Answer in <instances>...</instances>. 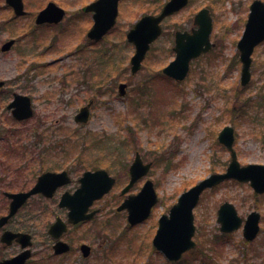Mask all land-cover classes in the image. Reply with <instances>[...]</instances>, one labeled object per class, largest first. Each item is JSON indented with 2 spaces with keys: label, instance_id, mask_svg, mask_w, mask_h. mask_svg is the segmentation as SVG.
<instances>
[{
  "label": "rangeland",
  "instance_id": "rangeland-1",
  "mask_svg": "<svg viewBox=\"0 0 264 264\" xmlns=\"http://www.w3.org/2000/svg\"><path fill=\"white\" fill-rule=\"evenodd\" d=\"M25 1L28 14L11 21L12 9L0 0V79L7 80L0 93V159L9 165L2 171L0 162V215L8 211L3 191L31 187L40 172L68 167L78 179L86 169L100 167L118 178L99 201L107 209L85 224L83 233L96 245L97 258L106 251L101 264H264V193L237 179L202 193L194 210L197 246L179 262L151 250L155 219L184 190L226 170L230 152L218 140L225 125L236 128L235 148L242 165L264 163V41L253 52L252 78L246 86L240 84L237 48L253 0H190L165 19L163 34L134 75L130 62L135 46L127 32L144 14L158 13L166 0H121L115 27L98 43L85 38L93 20L82 11L94 0H55L66 9L65 19L57 26L40 27L35 15L50 0ZM202 7L212 11L215 46L194 59L188 76L177 81L162 71L175 57L174 31L194 27V15ZM12 37L16 44L2 52L1 45ZM121 82L129 84L125 96L119 95ZM15 92L32 97L33 118L12 119L7 104ZM91 98L95 102L89 122L77 123L75 114ZM137 150L154 162L149 176L160 201L152 219L133 227L127 210L118 211L117 206ZM38 198L20 211L10 228L32 225ZM224 201L234 203L244 218L253 210L261 212L254 240L244 238L242 227L229 234L220 230L218 208ZM43 208L64 212L53 200L44 199ZM54 218L44 214L36 224H42L46 234L45 223ZM40 238L44 236L35 237L36 245ZM18 250V245L4 248L0 241V259ZM73 254L62 263L78 264Z\"/></svg>",
  "mask_w": 264,
  "mask_h": 264
},
{
  "label": "water",
  "instance_id": "water-1",
  "mask_svg": "<svg viewBox=\"0 0 264 264\" xmlns=\"http://www.w3.org/2000/svg\"><path fill=\"white\" fill-rule=\"evenodd\" d=\"M10 4L16 14L25 13L23 0H6ZM189 0H168L159 14H146L142 16L131 28L127 34L128 40L136 46V51L131 58L132 73H136L142 65V61L150 48L151 43L156 40L162 33V21L165 17L180 10L188 4ZM119 0H95L85 7L86 10L94 11V24L88 32L90 38L101 39L116 23L118 15ZM251 13L246 24L243 36L238 42L240 51V60L242 62L240 84L246 86L250 83L252 77V54L255 46L264 40V1L255 0L251 6ZM65 10L55 2H49L48 5L39 12L36 18L37 23L43 22H59L63 19ZM197 27H193L190 31H176V44L174 50L176 57L166 67L164 72L178 80L184 79L190 69V62L193 58L201 53L210 50L215 43L211 41L210 35L213 29V18L209 8L200 9L194 18ZM14 39L8 40L2 47L3 50L9 49L14 43ZM4 81L0 80V87ZM127 83H121L120 94L126 93ZM83 106L77 114V120L87 122L90 115V105ZM14 107V115L17 118H27L33 114L32 102L29 96L17 94L15 100L9 105ZM235 128L232 125H226L218 135L219 141L224 144L231 153V161L225 172L212 173L206 178L199 181L189 190L183 192L178 202L171 209V216L163 215L160 219V226L155 237V243L167 254L171 259H178L182 253L195 246L193 239L196 226L194 224L193 208L198 203L201 193L207 187L214 186L227 178H236L240 181H250L254 189L261 193L264 192V164L248 163L241 165L237 151L234 148ZM142 160L138 154L136 160L132 164V179L130 184L124 189V192L132 186L133 182L141 175L145 174L150 164L144 165L142 168ZM66 172H47L40 176L38 183L28 192L10 193L13 197L9 215L0 218V227L3 226L9 216L15 213L18 208L25 202L27 197L49 187L48 194L53 189L65 182ZM83 184L81 189L74 195L69 196L63 201V205L71 208L70 221L77 222L80 218H84V211L93 202L95 198L102 196L114 184L115 178L110 176L106 170H97L95 172L87 171L81 179ZM53 183V185L50 184ZM51 190V191H50ZM69 199V200H68ZM158 196L154 189L153 183L148 181L143 190L138 195L130 196L119 207H125L129 210V219L137 222L146 218L152 206L157 202ZM82 206V208H81ZM81 208V209H80ZM91 215L88 216H92ZM261 214L257 210L252 211L244 223V236L252 240L260 231ZM61 221V220H59ZM218 221L221 223L223 231H233L238 229L243 218L238 214L235 205L231 202H225L218 211ZM64 222H57L51 228L52 233L65 230ZM26 238L27 243H31L30 234L13 233L6 231L2 235V240L11 242L14 237ZM63 246L62 250H67L68 246L64 243L58 244ZM30 250H26L22 254L11 259L0 261V264H24L29 256Z\"/></svg>",
  "mask_w": 264,
  "mask_h": 264
},
{
  "label": "flooded vegetation",
  "instance_id": "flooded-vegetation-1",
  "mask_svg": "<svg viewBox=\"0 0 264 264\" xmlns=\"http://www.w3.org/2000/svg\"><path fill=\"white\" fill-rule=\"evenodd\" d=\"M83 12L85 14H87V15L92 17V13L91 12H86V11H83ZM54 26H57V25H54ZM89 29H90V27H89ZM88 30L86 31V37L85 38L89 39V41L94 42L92 39H90L88 37V35H87ZM179 30L182 31V27L179 28ZM3 91H4V88L2 89V91H0V93L3 92ZM14 95L15 94H13V97H14ZM12 119L14 121H16L14 118H12ZM23 122H24V119H23ZM137 153H139L141 155V157H142L143 163H142L141 166H142L143 170H144V163L152 162V166L154 165L153 160H146L139 150L135 151V158H136V154ZM135 158H134V160H135ZM134 160L132 161V163L134 162ZM0 162L3 165V168L1 170L5 171L9 167V165L7 163H5L6 161H4V160H1ZM132 163L129 165V169L127 170L128 171V177H129L127 184L130 182V179H131ZM53 167H56V166L54 165ZM95 169H97V168H95ZM151 169H149L147 171V174L145 176L143 175V176L137 178L136 181H134V183L132 184V186L129 188V190L127 192H123V190H124V188H125V186L127 184L121 189V191H120V196L122 197V201L121 202H123L129 195L138 194L142 190V188L145 185L146 181L148 179H151L150 176H149ZM40 170H41V168H40ZM47 171L66 172V173L69 174V177H68V174H67L65 176L67 181L63 182V184H61L59 186H56L53 189L51 194H48V191H49L50 188L47 187V185H46V187L44 189V187L42 185V190L30 195L25 200L23 205L18 209V211H16L11 216H9V218L6 221V223L3 226L0 227V230H1L0 241H1V243H2L4 248L11 247L13 245H18L19 246V250L16 251L15 254H13V255H11L9 257H3L2 259H0V261L5 260V259H11V258H13L15 256H18V255L22 254L23 252H25L29 248L30 249V253H29V256L26 258L24 264H30L32 261L35 264H58V263H56L57 261H59V262L61 261V264H64L66 262L65 261L64 263H62V260L65 259L64 257L66 255H68V254L71 255L73 252H74V254L72 256H73V258L75 257L74 260L77 261L78 264H101V262H102L101 259H103V257L106 255V251H103V253L98 254V258H97V256H96V252H97L96 245H94L88 239L85 240L84 237H83V233L85 232L84 230L86 228L85 224H87L90 221L94 220L97 215H99L100 213H102L104 211V209H107L104 205H102L99 202L102 199L104 200L106 195L102 196L101 198H98V199L94 200L93 204L91 206H89L87 208V210L84 211V214H83L84 218H80V220H78L77 222L69 221L70 220V211L71 210H70V208L68 206L61 205V201L64 200L65 197L68 198V196L65 195L66 193L73 194L78 188H80V186H81V177H82L84 171L78 177V179H75V177L72 176L74 171H72V170L70 171L68 169V167L62 168L60 170L47 169V170H45L43 172H47ZM43 172H40L36 176L35 182H34V184L31 187L23 189V190H18V191H28V190H30L35 185V183L37 181H39V178H40V176L42 175ZM114 177L116 178V183H117L118 178H117L116 175H114ZM51 185H53V183L50 184V187H51ZM53 187H54V185H53ZM131 189H134L133 193H131V192L129 193V191H131ZM18 191H9V190H4L3 191L4 198L6 197L5 198L6 201L8 200V208H7L8 211H7V213L10 211V205H11V203L13 201V197L10 196V192H18ZM36 197H39L38 200H37V203H38V206H39L38 207L39 210L37 212H35V218H34L35 221L32 223V225L30 224L29 226H27L25 224V227H27V228H22V229L10 228L12 220H14V218L17 215H19L20 211L23 208H26L28 206V203L31 200H33L34 198H36ZM44 199L56 201L57 202V207L59 209H64V212L59 214V213H55L54 211L44 210V208H43V200ZM159 201L153 206L151 214L145 219L139 220V221L134 223V222L130 221L129 216L127 214L128 224L130 226L135 227V226H139V225L143 224L144 222H146L149 219H152L154 217V214H153L154 213V209H155L156 205L159 203ZM174 203H176V202H174ZM173 204L171 206L167 207V209H166L167 211L166 210L163 211L159 215V217L156 218L157 220L155 219V221H156L155 222V227H154L155 228V232L153 233V235L151 237V250L152 251H158V253L163 255L165 257V259L168 260L169 262H179L187 252L191 251L192 249H194L197 246V241L196 240H195V246L193 248L189 249L188 251L184 252V254L181 255L180 258H178V259H171L155 243V237H156L157 229H158V226H159V219L164 214L165 215H169L170 214V211H171V208H172ZM81 208H82V206H81ZM117 210H118V208H117ZM118 211H120V210H118ZM121 211H123V210H121ZM91 212H93V216H88V215L91 214ZM7 213H5V214H7ZM5 214L4 213L1 214L0 218L2 216H4ZM44 214L52 215V216L54 215V217H55L53 220H50V221L47 220V222L45 223V227L47 228L46 229V234H44L43 231H42V227H43L42 224L40 225L38 223L41 228L38 227L37 224H36V220L37 221H41ZM30 220H32V219H30ZM59 220H61L62 222L66 223L67 228L65 230H61V231L56 232L54 234V233L51 232V228L57 222H61ZM22 224H24V223H21V225ZM38 230H41L42 232L36 233V231H38ZM6 231H13V233H24V234L27 233V234H30L31 235V243L29 244L30 246L28 244L26 246H24L23 243H27L26 238H20L19 239L18 237H14L11 242L2 241V235ZM195 232H196V230H195ZM222 232L226 233V234H229V232H225V231H222ZM42 235L46 239L40 238L41 239V243L38 244V242H37V245H36L35 237H37V236L42 237ZM45 235H46V237H45ZM60 243H64L65 245H67L68 249L65 250V251L62 250L63 246L58 245ZM38 245H41V250H39ZM43 247H44V249H43ZM75 253H77V255ZM96 260H98V261L96 262ZM51 261H53L54 263H52ZM91 261L93 263H91Z\"/></svg>",
  "mask_w": 264,
  "mask_h": 264
},
{
  "label": "bare ground",
  "instance_id": "bare-ground-1",
  "mask_svg": "<svg viewBox=\"0 0 264 264\" xmlns=\"http://www.w3.org/2000/svg\"><path fill=\"white\" fill-rule=\"evenodd\" d=\"M63 39H64V37H61V38H59V40L57 42L60 43Z\"/></svg>",
  "mask_w": 264,
  "mask_h": 264
},
{
  "label": "trees",
  "instance_id": "trees-1",
  "mask_svg": "<svg viewBox=\"0 0 264 264\" xmlns=\"http://www.w3.org/2000/svg\"><path fill=\"white\" fill-rule=\"evenodd\" d=\"M2 7L0 6V9H1ZM1 25V24H0ZM1 29V28H0Z\"/></svg>",
  "mask_w": 264,
  "mask_h": 264
}]
</instances>
